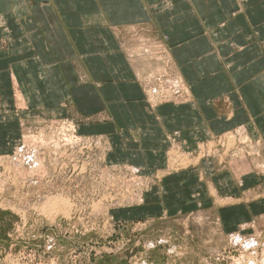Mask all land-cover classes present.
I'll list each match as a JSON object with an SVG mask.
<instances>
[{"label":"crops","instance_id":"0c3cea01","mask_svg":"<svg viewBox=\"0 0 264 264\" xmlns=\"http://www.w3.org/2000/svg\"><path fill=\"white\" fill-rule=\"evenodd\" d=\"M160 74L180 95L147 96L145 76ZM68 118L106 138L108 163L161 175L162 192L138 211L214 205L212 187L225 200L217 220L234 230L264 209L241 193L234 205L236 183L262 175L264 185V170L193 153L239 132L264 148V0H0V153L37 123ZM173 147L191 153L188 166L169 165ZM177 193L189 197L166 202Z\"/></svg>","mask_w":264,"mask_h":264},{"label":"rangeland","instance_id":"374dc122","mask_svg":"<svg viewBox=\"0 0 264 264\" xmlns=\"http://www.w3.org/2000/svg\"><path fill=\"white\" fill-rule=\"evenodd\" d=\"M171 81L178 83L166 74L145 76L147 96L157 102L180 95L181 86ZM62 122V129L55 122L37 123L14 147L1 150L0 264H264V209L226 230L216 215L225 200L211 187L214 205L206 200L196 209L160 217L144 214L138 209L147 205L145 195L154 186L161 191L162 181L152 182L161 175L108 163L109 143L103 135H82L72 119ZM221 140L227 143L218 145L221 150L209 149L208 141L194 156H216L222 163L240 159L249 161L247 169L264 170V148L256 146L258 141L241 132ZM179 151L173 147L169 153L172 168L192 161L190 152ZM253 176L257 180L243 188L236 183L234 205L240 193L242 201L264 200L262 175ZM189 193L174 194L166 202Z\"/></svg>","mask_w":264,"mask_h":264},{"label":"built area","instance_id":"2783aa9c","mask_svg":"<svg viewBox=\"0 0 264 264\" xmlns=\"http://www.w3.org/2000/svg\"><path fill=\"white\" fill-rule=\"evenodd\" d=\"M64 123H65V122H62V123H60V124H58V123H53V124H56V125H53V124H50V125H53V126L59 128V129H62L61 126H62ZM63 141L65 142V144L67 143V140H66V139H63ZM67 145H68V144H67ZM32 153H33V154L30 155V160H32V161H31V163H32V167L35 168V167L38 166V160H36V152L33 151Z\"/></svg>","mask_w":264,"mask_h":264},{"label":"bare ground","instance_id":"6f19581e","mask_svg":"<svg viewBox=\"0 0 264 264\" xmlns=\"http://www.w3.org/2000/svg\"><path fill=\"white\" fill-rule=\"evenodd\" d=\"M238 129V128H237Z\"/></svg>","mask_w":264,"mask_h":264}]
</instances>
